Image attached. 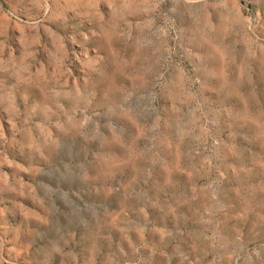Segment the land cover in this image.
Listing matches in <instances>:
<instances>
[{
	"label": "rangeland",
	"instance_id": "374dc122",
	"mask_svg": "<svg viewBox=\"0 0 264 264\" xmlns=\"http://www.w3.org/2000/svg\"><path fill=\"white\" fill-rule=\"evenodd\" d=\"M0 264H264V0H0Z\"/></svg>",
	"mask_w": 264,
	"mask_h": 264
}]
</instances>
